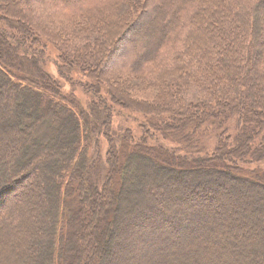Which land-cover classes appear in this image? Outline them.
I'll return each mask as SVG.
<instances>
[{
  "label": "trees",
  "instance_id": "16d2710c",
  "mask_svg": "<svg viewBox=\"0 0 264 264\" xmlns=\"http://www.w3.org/2000/svg\"><path fill=\"white\" fill-rule=\"evenodd\" d=\"M0 264H264V0H0Z\"/></svg>",
  "mask_w": 264,
  "mask_h": 264
},
{
  "label": "rangeland",
  "instance_id": "374dc122",
  "mask_svg": "<svg viewBox=\"0 0 264 264\" xmlns=\"http://www.w3.org/2000/svg\"><path fill=\"white\" fill-rule=\"evenodd\" d=\"M47 53L49 55L48 56L49 59L46 60L45 66L47 67V69L50 72H52L55 76H57L58 73L56 71V66H55V49H53V48L48 46ZM64 82H66V81H64ZM65 89H69L67 82L65 84ZM75 89H76V93L79 95V97H82L84 95L83 94L84 91L82 90L81 86H79L78 88H75ZM141 97L146 98V96H143V95ZM116 111H117V113L114 112V115L112 117V126L115 129H118V130H121V131L123 129L127 128V127L132 128V129H136L138 127V125L140 124V122H141V118H140L141 115L139 113H137V112H130V111H126V110L118 109V108H117ZM142 122H144V121H142ZM101 143H102V156L104 158L105 155H106V150H107V142H106V140L104 138H101ZM166 144H171V143H166ZM229 196H230L229 197L230 199L227 200V201H229L231 205L235 204V207L237 208V209H235L236 212L238 214H240V217H244L245 213H244V211L242 210L241 207H242V204L250 206L248 204L247 198H242L241 197L238 202L234 203L235 199L230 194H229ZM232 199H233V201H232ZM237 205H239V206L237 207ZM249 211L250 212L246 213V217H247V221L246 222H247V224H246L245 227H242L243 223L240 222V220L238 218L236 219V217H233L232 218L233 220L230 222L231 223V228L234 225H236L238 229H240L242 227V230L243 229H247V228H251V223H250L251 219L248 218L249 217L248 213L251 214L253 212L251 207L249 208ZM233 259L234 260L230 259V262H233V263L239 262V258H237L234 255H233Z\"/></svg>",
  "mask_w": 264,
  "mask_h": 264
}]
</instances>
